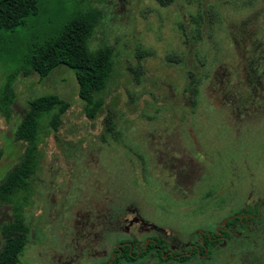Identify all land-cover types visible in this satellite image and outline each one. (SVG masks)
<instances>
[{"label": "rangeland", "instance_id": "1", "mask_svg": "<svg viewBox=\"0 0 264 264\" xmlns=\"http://www.w3.org/2000/svg\"><path fill=\"white\" fill-rule=\"evenodd\" d=\"M90 5L102 16L88 48L110 46L115 61L100 112L84 115L73 71L63 64L41 78L18 74L8 116L0 112L1 179L24 147L13 131L27 100L54 93L69 103L55 130L42 121L39 167L22 208L29 232L16 264H52L69 240L74 209L92 212L98 222L96 213L111 204L113 193L115 206L136 210L152 225L144 231L135 224L136 238L152 232L174 245L175 257L166 262L147 254L125 264H264V233L260 239L257 230L216 241L207 255L190 245L203 232L212 236L223 217L264 208V108L245 103L240 113L248 94L238 92L252 39L245 20L264 9V0H171L165 6L156 0H40L36 14L1 34L0 85L32 42ZM261 11L255 16L264 32ZM259 39L264 42V34ZM251 57L254 71L264 67V58L257 64ZM190 77L193 98L185 89ZM224 80L227 88L219 93ZM106 111L113 131L104 130ZM10 217L11 204L0 203V223ZM70 242L68 252H82Z\"/></svg>", "mask_w": 264, "mask_h": 264}, {"label": "trees", "instance_id": "2", "mask_svg": "<svg viewBox=\"0 0 264 264\" xmlns=\"http://www.w3.org/2000/svg\"><path fill=\"white\" fill-rule=\"evenodd\" d=\"M159 5H166L171 0H156ZM252 0H246L250 3ZM40 0H0V37L4 31H13L22 25L28 16L38 12ZM264 11V9H261ZM259 11V15L263 12ZM101 10L90 5L85 10L75 11L55 33L46 36L41 41L32 42L24 51L18 66L6 75L0 85V112L7 117L8 107L14 98V80L18 74L27 76L33 72L39 78L46 76L59 64H63L73 71L77 84V96L83 102L82 111L88 118L95 117L102 109L104 93L108 81L112 77L115 61L110 46L103 45L95 49L88 48V40L94 27L99 23ZM259 17L245 20L247 30L252 39L248 47L250 54L256 53L257 59L264 58V42L262 38ZM245 50L242 49L241 54ZM252 60L251 55L246 57ZM253 65V70H254ZM264 80V72L254 71L252 80ZM238 92H249L243 82ZM185 89L190 97L197 93L195 80L190 77ZM252 91L250 97L257 96ZM237 99L242 98L238 94ZM193 102V99H192ZM69 103L54 93L41 94L27 100V106L21 112L19 123L13 131L15 140L22 141L24 147L17 161L5 172L0 179V203L11 204V217L0 223V264H16L28 237L29 227L22 212L26 200L31 178L39 167L42 121L53 130L58 126L62 114ZM104 130L113 131L115 123L113 116L106 111ZM233 217L231 221H235ZM160 257V256H159ZM162 259V257H160ZM167 258L162 259L166 260Z\"/></svg>", "mask_w": 264, "mask_h": 264}, {"label": "flooded vegetation", "instance_id": "3", "mask_svg": "<svg viewBox=\"0 0 264 264\" xmlns=\"http://www.w3.org/2000/svg\"><path fill=\"white\" fill-rule=\"evenodd\" d=\"M256 14L257 13L253 14L254 18L257 17L255 16ZM247 33L249 32L247 31ZM253 54L256 55V53L250 55L252 56ZM258 63L259 60L257 59V64ZM240 70L243 75L240 83L243 82L246 84L245 89H249V92H245L248 94L247 98H242L243 102L239 107L241 110L240 113L245 112V103L250 105L249 107L251 108H264V80H262L263 82L260 80L256 81L258 78L257 75L255 76V81L251 80L252 74L254 73L253 60L247 59L246 57L242 58ZM257 71L263 73L264 67L261 66ZM222 85L224 86L223 89L222 86L217 88L219 89V93L222 90H226L227 82L224 80ZM252 91H254L258 100L256 97L253 99L250 97ZM252 104L255 107L252 106ZM107 191H109V189L106 190V193ZM110 198L113 199L111 204L104 209H100L96 213L95 217L96 219L98 218V222L91 221L92 212L83 209L78 210V212L74 209V216H77V218L73 220V223H70L72 229L69 240L67 242L63 241L65 244L59 247V252L54 253L52 264H67L68 262L77 264L78 259H80L82 263H85L99 257H103L104 261L97 264H125L128 262H137V259L142 258V256L147 254L154 255L160 262H166L169 258L175 257V254L172 251L174 245L167 244L160 238L156 239L152 232H144L145 236L143 238H136L132 231L135 224H140L144 231H148L149 227L152 225H150V223L142 217V214L136 210L131 211V209L129 210V207L125 208L120 205L115 206L117 201L115 193H113V196ZM233 217L236 218L234 222L231 221ZM252 219H257L258 223H252ZM262 222L264 223V208H261L258 213L257 211L255 212L251 210L249 212L246 210L243 213H234L233 215L225 216L216 224V226H214L211 232L212 236H206L203 232L201 241L190 244L191 248L192 250L195 249L198 251L197 254H199V256L202 254L207 255L208 249L214 245V242L217 241L216 243H218V241L223 239H230L231 235H237L240 232L243 233L242 236L244 237L248 232L251 233L252 231L257 230L256 237L261 239L262 234L264 233V224H262ZM116 236L119 238L113 240ZM70 240L78 242L79 245L82 246V252L80 250L76 253L68 252L71 251ZM88 243L93 245V247H88ZM66 244L69 245L68 250ZM65 249L67 250V253H64ZM181 254L182 256H186L190 253L184 252ZM70 255L74 256V259H70ZM159 256L162 257V259L167 258V256H169V258L162 260Z\"/></svg>", "mask_w": 264, "mask_h": 264}]
</instances>
